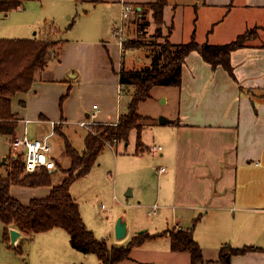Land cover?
I'll list each match as a JSON object with an SVG mask.
<instances>
[{
    "label": "crops",
    "instance_id": "0c3cea01",
    "mask_svg": "<svg viewBox=\"0 0 264 264\" xmlns=\"http://www.w3.org/2000/svg\"><path fill=\"white\" fill-rule=\"evenodd\" d=\"M32 1L42 2L31 0L0 16L11 18L17 13L30 27L40 25L42 20L49 22L48 30L54 35L39 38L62 40L59 59L54 58L38 73L29 91H19L11 98L12 111L19 118L18 129L9 135L10 153L0 155L5 162L16 151L12 146L15 136L25 129L29 134L28 126L34 125L38 127L33 138L49 135L57 169L60 165L69 167L72 160L65 152V124L79 122L81 126L80 122L87 119L94 125L117 124L127 111L132 91L123 96L128 86L120 82L119 71L124 64L121 61L116 65L114 50L119 58L121 47L114 31L124 23L127 40L131 37L128 32L132 33L131 19L145 16L143 10L157 0H50L51 5L45 8H30ZM202 1L203 9L197 16L208 20L212 27L207 29L210 37L206 41L199 38L198 28L197 33H191L199 42L223 44L249 30L257 32L232 52L235 76L221 65L213 67L199 51L187 57L181 85L175 86L179 89L180 109L176 117H166V122L153 128L157 143L151 150H157L159 156L149 158L160 164L156 166L157 186L147 180L154 164L147 170L139 167L142 187L138 194L135 187L127 193L137 195L140 204L147 203L149 215L157 213L162 227L152 232L136 230L137 234L147 232L154 236L134 247L129 257L118 264H264V0ZM179 4L196 3L181 0L177 5L171 4V11L168 1L165 5L163 24L169 26V39L176 38L177 43L184 42L182 34H188L190 29L179 19ZM125 5L137 11L130 12L124 21ZM34 12L36 18L27 19L30 13L33 18ZM64 30L70 31L67 37L60 36ZM123 55L122 51V58ZM90 100L100 103L95 115ZM25 119L30 121L26 124ZM141 137L143 145L138 148L136 142L134 149L139 155L148 149L144 145L150 147L148 138L144 135L143 139V134ZM162 167L164 171H160ZM65 176L63 172L53 173L51 185L13 184L11 193L29 203L32 198L48 196ZM150 202L158 204L155 212ZM87 227L94 232L93 227ZM180 229L191 230L201 248L202 261L192 263L189 250L173 247L170 231ZM244 246L253 249L225 257L232 248Z\"/></svg>",
    "mask_w": 264,
    "mask_h": 264
},
{
    "label": "trees",
    "instance_id": "16d2710c",
    "mask_svg": "<svg viewBox=\"0 0 264 264\" xmlns=\"http://www.w3.org/2000/svg\"><path fill=\"white\" fill-rule=\"evenodd\" d=\"M31 0H0V14L25 5ZM166 0L149 3L153 9V18L158 23L164 22ZM144 17V16H143ZM254 31H247L236 39L223 44L199 42L195 35L190 40L174 43L169 37L164 42L153 46L150 65L142 68L127 69L124 65L119 71L120 82L131 87L132 98L127 111L122 114L117 124H95L94 132L88 131L85 149H77L65 138V152L71 157V166L61 183L54 185L50 194L43 198H32L29 203L22 202L11 193V185L40 186L51 185V171L25 173L22 154L12 156L7 175L1 173L4 163L0 161V220L5 224L4 238L10 241V227H16L27 234L46 231L54 227H63L70 235L71 244L86 253H96L101 264H118L129 257L132 249L141 245L149 237L147 232L136 234L126 245L109 246L106 239H99L83 220L79 203L73 197L70 188L75 180L85 176L99 159L107 141L129 140L130 132L138 129L137 147L141 140L144 123L139 113L142 101L152 97V89L159 85L180 86L183 65L193 51H199L202 57L213 67L223 66L232 76L234 67L232 52L246 44ZM132 39V38H131ZM58 40L50 38H5L0 37V134L12 135L18 129L19 118L12 111L11 98L19 91L27 92L40 71L51 60L59 59L56 48ZM142 47L138 40L127 39L123 43V54L128 48ZM58 127L56 126V129ZM175 249L189 250L192 263L203 260L199 244L193 239L191 230L170 231ZM19 247V245H18ZM252 246L232 248L229 253H246Z\"/></svg>",
    "mask_w": 264,
    "mask_h": 264
},
{
    "label": "rangeland",
    "instance_id": "374dc122",
    "mask_svg": "<svg viewBox=\"0 0 264 264\" xmlns=\"http://www.w3.org/2000/svg\"><path fill=\"white\" fill-rule=\"evenodd\" d=\"M166 1L169 2L171 11V4L177 5L181 0ZM193 1L196 3L193 6L181 4L177 6V10L182 8L179 19H182L184 24H188L190 28L188 34L187 32L182 34L184 35L183 37H185L183 39H185L184 41H186V39L190 40L191 33L194 31L196 32V28H198L199 38L202 41H206L210 37L207 34V29L211 28L212 24L210 25L209 21L202 18V16H199V18L197 16L198 12L203 9V1ZM49 5H51L50 0H42L41 3L36 1L30 2V8H39L40 6L45 8ZM143 12L146 14L144 17L140 18L135 16L131 19L133 23L129 24V31L131 30L132 33L128 32V35H131L128 39L138 40L142 47L128 48L123 58L122 46L121 49H119V58L117 57V51L114 50L116 65H120L121 61H123L122 64H124L127 69L142 68L150 65L155 42H164V40L168 38L169 26L165 25V23L163 24L155 21L153 18V9L148 6L147 10H143ZM16 14L17 13H13V15H10L11 18L8 16H0V35H2L0 37L33 38L43 36L44 34L48 36L54 35V31L48 30V28L51 27L49 22L44 23V20H42L40 25L30 27L29 25L23 24V17H17ZM189 15L190 20H188ZM32 16L33 18L30 13L27 19H35V12ZM178 16L179 13L177 14V17ZM19 22L22 24H17ZM183 30H185V28H183ZM253 31V33L257 32L255 30ZM60 34L62 37H67L70 31L64 30ZM181 37L182 36H180L179 39ZM175 39L176 38H171L170 40L177 43ZM61 43L62 40L57 43L56 48L61 47ZM129 90L132 91L131 87H128L127 90L124 91V97L128 95ZM178 92L179 89L172 85L155 86L154 97H150L141 102L139 112L145 116L140 121L145 123L142 128L143 139L145 135L149 140L148 145H150V147L144 145L145 149L148 148L144 151V154L141 153L139 155L136 153V150L134 153L139 132L137 128H134L131 131L128 141L118 140L114 145L107 141L99 155L98 161L90 172L75 180L71 186V193L79 203L87 225L90 228L93 227L92 229L97 238L106 239L109 246L128 244L130 239L137 234L136 230L146 229L147 232H152L162 227L157 213L156 215H149V206L147 203L140 204L137 195L134 193L132 195H127V193L129 189L135 187L136 194H138L142 187L141 181L143 180V175H138L139 167H143L147 170L150 165L154 164L153 172L147 177V180L152 183V185L157 186L158 171L156 166L160 164H156L158 163L157 160H153L152 163L149 158L159 156L157 150H151V147L157 143L153 140V128L160 126L159 122L161 116L176 117L180 109ZM168 96L170 100H168ZM124 97L122 98L123 101H125ZM89 103L91 105L100 104L98 100H90ZM28 127V136L33 138L32 136L35 135L38 126L34 127V125H29ZM94 127L95 125L93 124L91 126L92 130L88 131L94 132ZM87 129L80 126L79 122L65 124L63 126V131L80 150H82L81 147L84 145ZM22 133L23 131L20 132V135ZM9 138L11 139L9 135H0V153H10L11 144L9 145ZM22 151L23 147L16 150V152L19 153ZM13 153L5 158V162L2 155H0V161L4 163L1 168V173L3 175H7L8 170L11 168L10 163L12 156L15 155ZM69 167L60 165L58 169L51 171V174L55 172L66 173ZM150 203V206H152L153 202ZM119 213H125L121 215H125L126 219L128 218L129 233L124 238L118 239L116 237L115 228H112V226L114 225V221L116 223L120 215ZM4 228L5 224L0 220V264H101L96 253H86L76 249L71 244L69 233L63 227H54L50 230L37 233L32 232L30 233V237H24L21 245L17 248L11 246L10 242L4 238Z\"/></svg>",
    "mask_w": 264,
    "mask_h": 264
},
{
    "label": "built area",
    "instance_id": "2783aa9c",
    "mask_svg": "<svg viewBox=\"0 0 264 264\" xmlns=\"http://www.w3.org/2000/svg\"><path fill=\"white\" fill-rule=\"evenodd\" d=\"M137 9L133 8L130 5L124 6L123 20L125 21L130 12H136ZM124 23L120 24L116 27L114 31V35L119 37L120 47L123 48V43L126 40L124 37ZM93 115L96 114L97 105H94ZM26 124L30 121L29 119L23 120ZM81 126L88 128V130H92L91 126L94 124L93 121L83 120L80 122ZM93 132V131H92ZM117 139L114 138L111 141V144H116ZM12 146L15 150L20 147H23V151L21 152L23 156V161L25 164V173L32 172H40L44 169L49 171H54L57 169L56 157L54 155V148L49 140V135L44 138H31L28 136V131L25 129L23 133L19 136H15L12 142ZM159 149L162 147L159 146ZM16 152V151H15ZM20 154L19 152H16ZM14 153V154H16ZM165 167H162L160 171H164ZM158 208V204L153 205V211L155 212Z\"/></svg>",
    "mask_w": 264,
    "mask_h": 264
},
{
    "label": "water",
    "instance_id": "95a60500",
    "mask_svg": "<svg viewBox=\"0 0 264 264\" xmlns=\"http://www.w3.org/2000/svg\"><path fill=\"white\" fill-rule=\"evenodd\" d=\"M168 119L165 116H161L160 122H166ZM131 193V192H130ZM128 192V194H130ZM10 245L14 247H18V243L21 238L27 237V233L24 231L16 228V227H10ZM129 231V225L128 221L125 217V215H120L115 223V232L117 238H124Z\"/></svg>",
    "mask_w": 264,
    "mask_h": 264
}]
</instances>
